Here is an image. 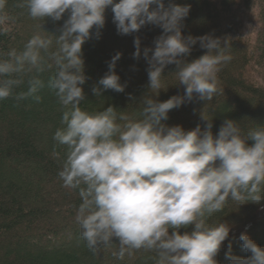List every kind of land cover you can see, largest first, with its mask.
Returning a JSON list of instances; mask_svg holds the SVG:
<instances>
[{"label":"clouds","instance_id":"9594fccd","mask_svg":"<svg viewBox=\"0 0 264 264\" xmlns=\"http://www.w3.org/2000/svg\"><path fill=\"white\" fill-rule=\"evenodd\" d=\"M16 6L34 20L60 21L68 14L58 36L36 33L23 50L11 49L7 59H0V101L13 96L24 76L28 90L15 98L39 101L36 94L45 86L41 74L55 68L47 87L63 111L53 140L67 149L58 175L63 187L77 191L82 201L76 221L88 249L99 253L115 239L119 249L113 255L119 259L144 250L156 253L155 264H218L216 256L231 229L226 223L209 226L207 219L230 201H264V125L245 131L227 119L213 134L204 115L207 126L193 130L169 127L164 121L185 101L198 96L210 102L223 91L218 73L233 59L231 40L211 34L185 36L182 22L190 6L174 0H17ZM109 7L120 35L139 32L148 24L163 30L154 49H143L152 92L163 89V72L171 64L177 65L175 74L185 86L183 96L167 101L145 98L139 119L114 106L97 113L81 108L86 98L83 45L94 29L100 37ZM8 9L9 0H0V35L11 32L15 22ZM197 43L206 54L191 62L181 59ZM134 45L133 57L139 59V37ZM121 55L112 57L108 73L100 79L103 90H125L115 72ZM93 92L100 95L101 89ZM190 225L194 230L181 234L180 229ZM239 239L251 255L241 258L229 251L231 264H264V248L246 233Z\"/></svg>","mask_w":264,"mask_h":264},{"label":"trees","instance_id":"16d2710c","mask_svg":"<svg viewBox=\"0 0 264 264\" xmlns=\"http://www.w3.org/2000/svg\"><path fill=\"white\" fill-rule=\"evenodd\" d=\"M174 2L190 6V13L182 22L185 36L211 34L228 38L232 42L233 59L218 73L219 87L223 90L220 94L210 102L200 100L198 96L191 102L185 101L170 111L164 123L169 127L179 125L185 130L197 126L205 128L208 121L202 118L204 115L212 123L213 134L218 133L227 119L236 121L245 131L264 125V0ZM16 3L17 0H9L8 11L15 22L11 25V32L0 35V59H7L6 54L11 49L23 50L36 33L47 35L48 32L58 36L68 18L66 13L60 21L51 18L34 20ZM247 10L254 18L249 30L243 22ZM105 15L106 23L100 37L96 38L94 29L92 39L83 45L86 82L82 87L86 98L81 108L97 113L114 106L131 118L139 119L145 98L163 102L173 96H183L185 86L179 84L175 64L164 69L163 89L158 94L149 88V64L143 56V49H154V41L163 30L148 24L139 32L120 35L113 23L111 7ZM137 37L142 50L139 59L133 57ZM55 48L54 44L53 50ZM206 51L197 43L191 54L181 59L191 62ZM117 53L122 55L115 72L125 90H103L99 81L108 73L109 62ZM54 73L55 68L41 74L45 86L36 94L39 101L35 97L19 101L15 98L28 90V76L23 77L24 83L14 89L13 96L0 101V264H155V252L139 250L131 257L126 255L119 259L113 255L119 249L118 240L114 239L110 247H102L99 253H94L81 238L76 209L82 201L77 191L63 187L58 175L67 149L57 146L53 140L55 131L61 126L63 111L55 93L47 87ZM97 87L101 89L100 95L93 92ZM246 210L250 214L240 217V213ZM219 223H226L231 229L221 251L225 250L229 240L257 230L262 232L263 238L251 239L264 248V201L259 204L230 201L222 211L207 219L209 226ZM193 230L194 225H190L181 228L180 232ZM227 254L223 252L216 259L218 264H231ZM232 254L241 258L251 255L242 244Z\"/></svg>","mask_w":264,"mask_h":264},{"label":"rangeland","instance_id":"374dc122","mask_svg":"<svg viewBox=\"0 0 264 264\" xmlns=\"http://www.w3.org/2000/svg\"><path fill=\"white\" fill-rule=\"evenodd\" d=\"M254 11H256V10H254ZM245 16H246V18H245V20H243V22H244V25L247 26L246 29L249 30V27H250V24H251V20L254 21V18H252V14H251V12L249 10L245 11ZM252 77H254L253 74H252ZM252 77H251V79H252ZM256 80L258 81L259 79L256 78ZM258 82H260V81H258ZM249 214H250L249 210H246L243 213H240V217H243V216H246V215H249ZM246 234L249 235L250 238H252V237H256L258 239L263 238L262 232L258 231V230L257 231H253L251 233H246ZM239 237L240 236L229 240L228 243L225 244L226 245L225 250H222V251L220 250V252L216 256V259L220 258L222 256L223 252L229 253V251H231V252L233 251L234 252V251L239 250V246L242 244V241H240ZM229 245H231L230 249H229Z\"/></svg>","mask_w":264,"mask_h":264}]
</instances>
